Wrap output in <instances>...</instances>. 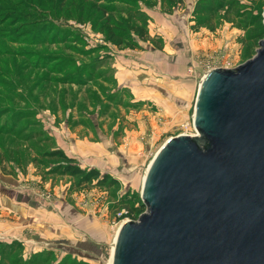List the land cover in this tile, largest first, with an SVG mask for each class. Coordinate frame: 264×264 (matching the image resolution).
I'll list each match as a JSON object with an SVG mask.
<instances>
[{"label":"rangeland","instance_id":"obj_1","mask_svg":"<svg viewBox=\"0 0 264 264\" xmlns=\"http://www.w3.org/2000/svg\"><path fill=\"white\" fill-rule=\"evenodd\" d=\"M147 1L148 5L140 2L137 6L149 38L133 35L136 47L117 45L114 53L102 57L103 45L97 40L105 37L90 19H76L78 8H72L67 17L66 8L59 15L48 12L47 0H0V52L8 54L1 57L16 65L7 69L6 78L0 76V130L9 126L10 132L16 131L13 138H18L9 154L4 145L10 141L2 136L0 179L6 175L2 166L13 170V178L3 183L6 190L0 201L20 205L18 197H22L29 209L35 208L23 210L24 224H28L19 236L24 242L18 233L0 229L3 243H21L6 256L8 262L18 257L27 262L40 254L44 264H109L117 228L115 213L124 207L119 201L131 199L140 208L131 212L136 215L133 218L145 210L140 196L147 165L167 138L194 132V101L204 72L221 65L236 67L255 54L257 41L264 38V0H226L211 15V23L202 26L194 12L200 0ZM124 2L98 3L117 11ZM145 7L153 10L152 15ZM66 27L73 36L64 35ZM142 50L150 53L154 67L139 57ZM118 54L126 56L125 63H132L128 69L137 74L132 79L140 85L149 82L151 91L155 89L153 95L133 93L130 83L115 79L111 64ZM35 61L54 67V72L39 68V74L46 73L47 80L59 79L39 82L34 87L37 91L31 92L35 78L28 73ZM85 68L89 74L83 73ZM59 126L67 128L57 131ZM60 132L67 134L63 138L68 150L62 149L66 155L85 169L96 168L84 162L89 159L97 160L98 166L105 162L108 170L100 172L115 178L118 187H81L77 177L59 174L56 162L42 152L52 144L57 146ZM75 139L90 140L105 152L83 157L73 146ZM9 209L1 218L12 216L18 227V214ZM52 216L60 222L54 223Z\"/></svg>","mask_w":264,"mask_h":264},{"label":"water","instance_id":"obj_2","mask_svg":"<svg viewBox=\"0 0 264 264\" xmlns=\"http://www.w3.org/2000/svg\"><path fill=\"white\" fill-rule=\"evenodd\" d=\"M257 42L251 58L201 77L195 132L154 153L145 210L118 226L111 264H264V38Z\"/></svg>","mask_w":264,"mask_h":264},{"label":"trees","instance_id":"obj_3","mask_svg":"<svg viewBox=\"0 0 264 264\" xmlns=\"http://www.w3.org/2000/svg\"><path fill=\"white\" fill-rule=\"evenodd\" d=\"M225 1L226 0H200L199 2L202 3L198 4V8L194 9V12H197L196 20L198 21L199 25L202 26L210 24L211 15L215 10L221 8L225 4ZM47 2H49L47 11L53 12L54 15L61 14L63 9L66 8L65 16L70 17L72 15L71 9L78 8V14L76 16L74 15L76 19H90L92 21V25L103 33L105 39L115 45L136 47L138 43L133 35L141 40H146L149 38L147 29L144 25V21L139 20L140 17H143V14L137 6V3L140 2L148 5L149 1L147 0H126V2H124V7H121V9L117 11L113 9L114 7H109V5L98 3L99 0H47ZM232 6L233 4L230 3L228 8L232 9ZM204 14L207 16L202 17V15ZM134 19H136L137 23H133L131 21ZM68 28L66 27L62 32L65 36H73L74 32ZM7 55L8 54L5 53V51L3 53L0 52V66H2V69H0V76H3L4 78H6L4 73L8 72L7 69H12L13 66H16L14 63L7 62L5 58L1 57ZM34 64V70L28 73V76L30 78H35V80L31 83L33 84L31 85V92H33V90H36V88L40 84L39 82H43V84H45V82L48 81H58L59 77H54L53 80H47L45 78L46 73L41 75L39 74V71H36L39 68H48V71L54 72V67H47L46 63L37 61H35ZM83 71V73L89 74V68H85L83 69ZM41 89H44V87H41ZM48 89L46 91L49 93ZM46 91L44 93H46ZM15 98L18 101V93H16ZM9 128L10 127L8 126L3 128V130H0V144L2 143L3 138L9 140L10 143L5 144L4 146L6 149L9 147L8 153L10 154L11 152H13L14 144L18 143V138H13V133H15L16 131L11 130L12 132H10ZM14 130L16 129L14 128ZM2 136L4 137L2 138ZM7 137H10V139H8ZM0 155L4 154L1 153ZM42 155L56 162V167L57 169H59L57 172H59V174L77 177L78 186L89 187L93 184L94 186L105 185L107 189H111V187H118V181L115 178L111 177L108 173H101L97 168H81L77 164L75 158L66 155V153L56 145L52 144L51 146H49V148L43 150ZM1 168L3 173L5 174H11L13 172L12 169H7L5 166H2ZM53 172H56V170L53 169ZM124 200L126 199H121L119 202L127 209L129 208L130 214L136 213L140 209L139 207L133 205V201L131 199H127V201ZM133 217H136V215H134ZM20 246V241L3 243L0 240V264H44L45 260H42V255L40 254L32 255L27 262H24L20 257H18V259L13 258L11 259V262H8L6 260V256H9L10 254L12 255L16 247Z\"/></svg>","mask_w":264,"mask_h":264},{"label":"crops","instance_id":"obj_4","mask_svg":"<svg viewBox=\"0 0 264 264\" xmlns=\"http://www.w3.org/2000/svg\"><path fill=\"white\" fill-rule=\"evenodd\" d=\"M146 10V12L150 15H152V12L153 10L152 9H147L146 7L144 8ZM148 32L152 35L153 31L151 29L148 30ZM101 35H103L102 33H100ZM98 42H101V44L103 45L101 47V51H102V57H103V54L108 56L112 53H114L113 51H116L118 49L117 45L111 43L110 41L108 40H103L101 39H98L97 40ZM93 46L95 47L96 46V43L93 44ZM107 50H109V54L105 53ZM143 52L141 53V55L139 57H141L142 61H145V62H148V66H152L153 67L155 66L154 65V62L153 60L151 59V55L150 53H144V50H142ZM124 52H127V51H124ZM131 53V51H130ZM132 54V53H131ZM126 58L125 55H122L120 56L119 54L118 55H115L114 57V61L112 62L111 64V67L114 68V77L115 79L119 82V83H122V84H131L129 86L132 87V91L133 93H147V94H151L153 95V93H155V89L154 91H151V86H150V83L148 82V84H142L140 85L139 83H136L135 80H133V76H136L137 74L135 70H132L131 69H128V65L132 64V63H129V61L127 63L124 62V59ZM149 71H150V68H148ZM150 74V73H149ZM130 80V81H129ZM57 131H61V128L62 129H66L65 127L63 126H59V127H55ZM64 135H67V134H64L63 132L60 134H57L56 136V142H57V146L63 150H65L67 152V143L66 140L63 138L65 137ZM71 139V138H70ZM76 140V144L73 145L75 146V149H77V147L79 148V152L81 153L80 155L81 156H88V155H91V153H100V154H104V148L99 145V144H95L94 142H91L90 140ZM107 151V150H106ZM110 154V153H109ZM102 157V155H101ZM91 159L87 160V161H84L86 164H89L88 166L90 167H96L98 168L99 170H103V171H106L108 170L106 165L104 164L105 162H103V164L101 166H98L96 164L97 160H92L90 161ZM102 160V159H101ZM104 165V166H103ZM107 172V171H106ZM10 178H13L10 174H6V175H3V177L0 179V197H3V188L5 189V185L3 183L5 182H10L11 183V180ZM4 181V182H3ZM6 190V189H5ZM5 193V192H4ZM23 202H25V204H23ZM1 203V201H0ZM18 203H20V205H17L16 203H10V202H6V200L4 201V203L2 204V208H0V229H8L10 231H13L14 234H17L18 233V239L20 241H23L24 242V239L22 237L19 236V232L21 233V230H23L25 224H28V223H25L24 224V218H23V215L25 212H23V210H35V208L31 207L32 209H29L30 206L27 205L26 201L24 199H22V197H18ZM1 207V206H0ZM9 209V210H14L16 211V213L18 214V227L14 224L16 222V219L14 218V220H12V216H10L9 218H1L2 216L1 215H6L7 213L5 212V209ZM26 208V209H25ZM15 216V215H14ZM52 219H53V216H52ZM56 221L59 223L60 220H55V217L53 219V222L56 223ZM24 224V225H23ZM22 226V227H20ZM22 228V229H20ZM53 228H56V227H53Z\"/></svg>","mask_w":264,"mask_h":264},{"label":"built area","instance_id":"obj_5","mask_svg":"<svg viewBox=\"0 0 264 264\" xmlns=\"http://www.w3.org/2000/svg\"><path fill=\"white\" fill-rule=\"evenodd\" d=\"M219 67H227V65H221ZM213 68V67H212ZM206 72V71H205ZM204 72V73H205ZM203 76V75H202ZM195 132V130H194ZM194 132H182V133H189V134H193ZM115 221L114 224L116 225V227L118 228V226L120 225V223H122L124 220H128V219H136L133 218V216L129 213V211L127 209H125L124 207L120 208L116 213H115ZM116 228V230H117Z\"/></svg>","mask_w":264,"mask_h":264},{"label":"bare ground","instance_id":"obj_6","mask_svg":"<svg viewBox=\"0 0 264 264\" xmlns=\"http://www.w3.org/2000/svg\"><path fill=\"white\" fill-rule=\"evenodd\" d=\"M142 181H143V179H142ZM114 237H115V235H114ZM114 241V240H113ZM112 248H113V243H112V246H111V250H110V257H109V264H111V254H112Z\"/></svg>","mask_w":264,"mask_h":264}]
</instances>
